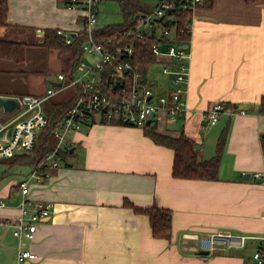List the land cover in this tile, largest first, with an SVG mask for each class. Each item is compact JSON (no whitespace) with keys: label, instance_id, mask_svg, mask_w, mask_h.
I'll list each match as a JSON object with an SVG mask.
<instances>
[{"label":"crops","instance_id":"0c3cea01","mask_svg":"<svg viewBox=\"0 0 264 264\" xmlns=\"http://www.w3.org/2000/svg\"><path fill=\"white\" fill-rule=\"evenodd\" d=\"M154 4L155 0L150 3ZM193 21L189 110L175 119L162 113L154 122L162 133L183 131L193 137L201 159L214 155L225 129L218 178L173 176V150L156 143L142 126L83 124L68 140L72 153L66 162L49 167L50 175L43 181L31 182L32 197L53 202L51 215L38 222L32 240L14 242L11 257L1 264H17L20 244L38 255L24 264H255L253 240L247 248L215 251L208 259L184 248L181 240L184 233L215 230L264 236V184L255 175L264 169V114L255 105L264 95V2L206 0L193 12ZM84 26V11L68 7L64 0H9L0 38L23 41L26 50L21 61L0 58V75L29 78L23 93L1 85L0 94H43L58 83L61 62L42 44L45 29L74 33ZM155 70H146L160 80L155 92L169 95L173 74L162 67ZM217 101L245 113L223 112L210 126L204 114ZM0 110V117H5L0 121L17 113ZM12 128L8 126L5 134ZM21 167L27 168L21 177L32 169ZM1 194L7 198L0 200L10 204L0 207V217L16 216L19 195L14 198L6 187ZM125 198L138 206L170 208L171 238L154 236L148 216L125 206ZM8 235L2 232V238ZM189 240L194 244L195 238Z\"/></svg>","mask_w":264,"mask_h":264},{"label":"built area","instance_id":"2783aa9c","mask_svg":"<svg viewBox=\"0 0 264 264\" xmlns=\"http://www.w3.org/2000/svg\"><path fill=\"white\" fill-rule=\"evenodd\" d=\"M102 0H71L66 4L70 8H81L84 11V23L87 28V39L83 44V56L80 59L76 72L69 78L63 71L56 75L58 83H53L43 94L25 93L18 95L21 109L6 121H0V160L17 153L19 150L32 149L37 141L39 132L48 123L44 112L46 100L66 87L75 86L78 89L74 105L55 127L52 132L59 137L56 148L48 152L39 164L31 169L24 178L17 182L19 213L16 216L0 217V225H10L13 233L19 240H32L38 227V222L50 216L53 202L50 200L34 198L31 195V182H41L50 175L49 167H59L63 162L60 149H69L70 143L64 141L65 132L71 128L80 129L83 120L91 113L118 117L122 123L144 126L148 119L164 113L170 119H175L178 114L189 110L188 82L191 72L192 51L190 40L193 32V12L206 0H182L179 7L184 11H191L192 17L186 24L189 33L187 43H179L175 39L174 30L164 27L162 33L165 39L152 44V52L158 57H165L162 70L173 74V85L170 94L156 93L154 85L158 81L155 75L149 76L139 65L134 64L131 57L136 52L133 42L126 43L129 37L141 38L145 32L156 23V19L164 15L172 6L167 0H156L151 11L140 15L136 25L118 30L117 40L104 44L98 42L94 36L97 22L98 6ZM83 27V28H84ZM82 28V29H83ZM183 32L184 29L181 28ZM57 32L66 36V41L71 42L72 35L76 32H67L57 28ZM167 43L166 50L162 48ZM90 57L86 60L85 56ZM120 57V58H119ZM118 59L113 69L111 62ZM167 60V61H165ZM108 71H110L108 73ZM223 112L230 115L245 113V109L228 106L223 101H217L206 111L204 119L209 124H216ZM13 125L10 133L4 130ZM76 129V130H77ZM5 134V135H4ZM256 177L264 184V169L255 173ZM10 204L9 200L1 199L0 207ZM190 238H195L194 244H189ZM250 240L253 244L251 258L255 264H264V236L237 234L229 230H215L203 234L184 233L181 243L184 248L194 251L202 259H208L212 253L230 248H247ZM38 255L20 244L17 251V264H24L27 260H35Z\"/></svg>","mask_w":264,"mask_h":264},{"label":"trees","instance_id":"16d2710c","mask_svg":"<svg viewBox=\"0 0 264 264\" xmlns=\"http://www.w3.org/2000/svg\"><path fill=\"white\" fill-rule=\"evenodd\" d=\"M120 5L123 15L122 22L109 23L99 26L94 32V36L98 42L107 44L110 39L117 40L116 33L118 30L136 25L141 14L151 11L154 5L145 3L143 0H116ZM156 1V0H155ZM172 6L167 9L163 16L156 19V23L150 27L145 35L141 38L129 37L126 43L133 42L136 46V52L131 57L134 64L157 62L159 58L152 52V44L158 40L165 39L162 33L163 28H175V39L179 43H187L189 41V33L186 30V24L191 19V11L181 10L179 5L182 0H167ZM259 0H247L253 3ZM264 2V0H260ZM65 4H69L71 0H64ZM9 11V0H0V25L5 24ZM168 20V23L166 21ZM181 28L184 31H181ZM87 39V28L77 31L72 35L71 42L66 41V36L57 32L56 28H46L42 44L53 51H57V55L61 62V71L69 78L73 77L76 72L77 65L83 56V44ZM26 43L23 41H14L0 38V58H6L21 61L25 57ZM120 58V57H119ZM118 59H114L110 67L113 69ZM110 71H108L109 73ZM78 89L73 95L67 99H56L50 97L44 104V112L48 117V123L39 132L37 141L32 149L17 152L11 156L1 159L5 163H9L10 167L28 166L35 167L45 157V155L54 150L58 144L59 137L52 130L59 126L68 110L74 105L77 97ZM257 110L264 114V95L260 101L256 103ZM237 108V107H235ZM155 119V118H154ZM154 119L150 124L142 126L144 133L152 138L156 143L168 146L173 150L174 158L172 164V174L175 177L193 178V179H217L219 165L223 153L224 142L226 139V130L223 129L218 139L216 151L213 156L207 159H201L197 152V141L181 131L178 135L162 133L157 129ZM103 123H122L118 117H107L105 115H97L91 113L83 120L84 125L93 124L95 122ZM264 148V141H263ZM69 149H60L64 164L66 159L71 155ZM28 174V173H27ZM26 174V175H27ZM25 175V176H26ZM24 176V177H25ZM23 177V178H24ZM2 177H0L1 179ZM21 180V179H20ZM13 187L18 191L17 184ZM124 205L133 209L136 213H142L148 216L152 233L156 237L170 239L172 236V211L170 208L162 207L157 204L149 206H138L128 198L124 199ZM4 226V225H3ZM10 226V225H8Z\"/></svg>","mask_w":264,"mask_h":264},{"label":"rangeland","instance_id":"374dc122","mask_svg":"<svg viewBox=\"0 0 264 264\" xmlns=\"http://www.w3.org/2000/svg\"><path fill=\"white\" fill-rule=\"evenodd\" d=\"M143 1L145 3H149V4L151 2H154V0H143ZM122 20H123V15L121 12V8H120V5L118 4V2L116 0H102L99 3L98 13H97V22H96L95 26H104V25L109 24V23H119V22H122ZM55 52L57 53V51H55ZM85 59L90 60V57H88V55H87V56H85ZM164 59H165V57L163 56V57L159 58V60L157 62L143 63V64H140L139 67L144 71H146L150 67L156 68L155 71L158 72L157 69L162 67ZM54 71H57V70H54ZM12 77H13V79H11ZM25 77H27V78H25ZM162 77L163 76L161 75L160 79ZM28 78H29L28 74H23L22 76L17 75V74H12V75H5V77H2L0 75V87H1V85L7 86V87L11 86L14 88L13 90L16 91L17 93H23L24 91H26ZM158 81L160 82L159 79H158ZM46 83H48V80L46 81ZM2 89H5V88H2ZM75 90H76L75 86L66 87L63 91L56 93L54 95V98H56V99H67L71 95H73ZM2 113L3 112L0 110V115ZM0 118L5 120L4 115L1 116ZM222 125H221V127H222ZM210 126H215V125L211 124ZM217 127H220V126H217ZM76 129L77 128L68 129L65 132L64 141H68L69 139H71L72 133ZM25 171H27L26 167H20L18 165L14 166V167H10L9 163L7 164V163L3 162L2 160H0V177H2L0 179V198L6 197V196H2V194H1L2 190H5V187H6V189H9L10 191H12V196L14 198H16V196L18 195V191L13 187V185L11 183L13 182V179H15L16 177H18V179L21 177L20 172L22 173ZM15 173H17V175ZM24 176H22L20 179H22ZM8 227H10V226L7 225V227L6 226L4 227V226L0 225V264L3 261L8 262L9 258L11 257L13 248L16 247V244L18 245V242H19V238L17 236H15L13 233L12 226H11V228H8ZM2 232H9V235L5 238H2ZM14 242L16 244H13ZM252 249H253V247H252Z\"/></svg>","mask_w":264,"mask_h":264},{"label":"water","instance_id":"95a60500","mask_svg":"<svg viewBox=\"0 0 264 264\" xmlns=\"http://www.w3.org/2000/svg\"><path fill=\"white\" fill-rule=\"evenodd\" d=\"M168 23V20L166 21ZM168 47V44H163L162 48L166 50ZM22 104L19 99L18 95L13 94H0V108H2L6 112H13L16 109H21ZM152 122V119L147 120V124H150ZM20 152V150L18 151Z\"/></svg>","mask_w":264,"mask_h":264}]
</instances>
